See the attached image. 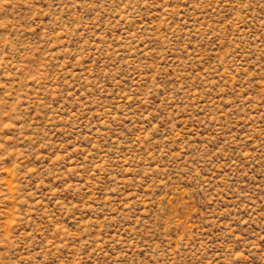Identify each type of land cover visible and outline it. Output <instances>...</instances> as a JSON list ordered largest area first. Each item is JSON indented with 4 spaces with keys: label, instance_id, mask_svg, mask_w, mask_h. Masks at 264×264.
Masks as SVG:
<instances>
[{
    "label": "rangeland",
    "instance_id": "1",
    "mask_svg": "<svg viewBox=\"0 0 264 264\" xmlns=\"http://www.w3.org/2000/svg\"><path fill=\"white\" fill-rule=\"evenodd\" d=\"M0 264H264V0H0Z\"/></svg>",
    "mask_w": 264,
    "mask_h": 264
}]
</instances>
